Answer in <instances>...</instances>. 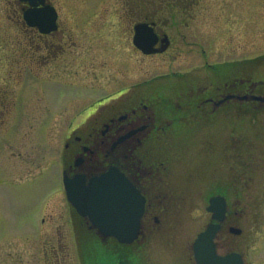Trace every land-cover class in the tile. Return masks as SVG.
<instances>
[{
	"label": "flooded vegetation",
	"instance_id": "1",
	"mask_svg": "<svg viewBox=\"0 0 264 264\" xmlns=\"http://www.w3.org/2000/svg\"><path fill=\"white\" fill-rule=\"evenodd\" d=\"M235 1L229 0L227 12L221 9L218 14L211 8L213 0H9L14 11L10 15L16 16L20 28L22 56L52 67L53 108L70 113L59 162L61 188L41 206L43 225L35 236H28H43L51 222L47 210L59 197L65 198L62 221L56 227L57 251L63 255L51 250L53 255L47 253L51 264H67L77 251L79 264H155L156 240L175 243L168 231L175 209L183 205L179 194L193 187L196 175L199 178V159L205 151L212 150L208 153L217 160L244 157L241 150L250 146L247 140H239L240 145L237 140H203L204 144L194 135L199 156L186 163L184 144L192 127L199 134L205 127H215L219 117L230 125L237 112L250 115L264 108L250 99L254 93L264 95V76L258 83L247 76L250 59L216 61L210 49L224 36L220 31L251 30L250 0L243 7L247 15L232 14L239 5ZM45 9L51 13L44 15ZM29 11L37 13L41 25L28 23ZM141 47L153 51L146 53ZM157 61L165 71L152 74L148 67L154 68ZM68 89L83 94L56 106L57 92ZM193 165L199 169L191 174ZM111 168L123 173L145 197L141 232L132 243L100 234L77 213L65 190V177L90 181ZM214 182L216 191H235L230 177L224 183ZM228 224L229 211L222 233L229 232ZM78 241L84 243L83 254ZM192 245L188 244L186 259L179 254L161 259L168 264H196Z\"/></svg>",
	"mask_w": 264,
	"mask_h": 264
},
{
	"label": "rangeland",
	"instance_id": "2",
	"mask_svg": "<svg viewBox=\"0 0 264 264\" xmlns=\"http://www.w3.org/2000/svg\"><path fill=\"white\" fill-rule=\"evenodd\" d=\"M245 1H235L239 5L232 8L233 15H247L243 12ZM8 3L9 0H0V264H51L47 253L53 255L51 250H56L55 253L63 255L57 251L56 227L57 221H62L65 198L59 197L47 210L46 216L51 222L43 236H28H35L43 225L39 214L41 206L61 188L59 162L70 113L53 108L56 84L52 67L34 64L22 56L20 28L16 16L10 15L14 11ZM212 3L211 8L218 14L221 9L225 12L229 9V0H213ZM249 15L250 31L237 27L225 33L220 31L224 36H219L217 44L210 49L216 61L251 58L247 76L252 75L254 81L264 76V0H250ZM222 22L220 24H224ZM204 35L209 38L211 33L204 32ZM259 57L262 60H258ZM164 66L157 61L154 68L149 66L148 69L152 74H159L165 71ZM81 94L79 89L60 90L55 105ZM245 115L237 112L235 123L230 125L224 116L219 117L215 127H205L199 134L194 127L189 129L188 137L194 138L184 139L186 163L191 162L193 155L199 156V140L204 144L203 140H237V145H240L239 140H247L250 146L242 148L241 160H217L215 154L208 153L212 150L205 151L199 159V178L196 175L193 187L179 194L183 205L175 209L177 212L168 231L175 243L170 246L166 238L156 240L155 264H168L173 254L188 258V244H193L198 233L211 222L208 201L216 194H223L229 200L228 225L243 231L239 237L222 234L218 239L221 252L238 251L248 264H264V108ZM194 135H199L198 141ZM198 169L193 165L191 174ZM229 177L234 179L235 191L214 189L215 180L224 183ZM195 185L199 186V191L194 190ZM78 242L83 254L84 243ZM165 255L169 260L161 259ZM69 263H80L78 251L71 253Z\"/></svg>",
	"mask_w": 264,
	"mask_h": 264
},
{
	"label": "water",
	"instance_id": "3",
	"mask_svg": "<svg viewBox=\"0 0 264 264\" xmlns=\"http://www.w3.org/2000/svg\"><path fill=\"white\" fill-rule=\"evenodd\" d=\"M28 17L31 25L38 24L36 12H29ZM143 50L152 51L145 48ZM246 99L247 97H240V100ZM250 99L264 104V96L252 94ZM65 184L69 200L75 206L77 213L88 218L100 234L115 237L121 243H132L138 238L142 228L145 203L140 192L129 179L112 169L105 175L88 181L87 184L79 179L65 181ZM116 186L122 188L117 189ZM208 211L213 213V219L219 223L210 224L196 239L193 246L196 263L244 264L242 256L237 253L225 257L218 255L215 239L226 219L225 198L222 196L211 198ZM230 232L235 235L242 233L241 230L234 228Z\"/></svg>",
	"mask_w": 264,
	"mask_h": 264
}]
</instances>
